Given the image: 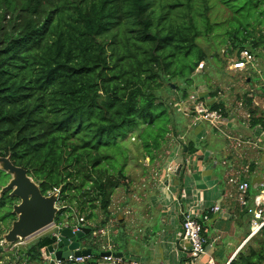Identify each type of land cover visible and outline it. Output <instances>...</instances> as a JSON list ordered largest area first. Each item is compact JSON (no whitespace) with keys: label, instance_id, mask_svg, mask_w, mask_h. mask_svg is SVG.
Segmentation results:
<instances>
[{"label":"trees","instance_id":"trees-1","mask_svg":"<svg viewBox=\"0 0 264 264\" xmlns=\"http://www.w3.org/2000/svg\"><path fill=\"white\" fill-rule=\"evenodd\" d=\"M218 1L232 11L221 40L229 44L226 62L242 49L264 56V0ZM212 4L0 0V157L25 169L41 194L59 189V200L68 207L58 211L57 222L64 216L71 222V205L85 223L95 209L109 216L113 191L128 179V152L121 139L129 130L136 131L150 160L167 134L177 137L180 122L171 113L187 116L179 102L190 94L175 82L191 84L194 69L209 57L197 42L202 35L212 37L218 26L209 21ZM247 78L249 85L255 83L253 76ZM163 90L177 99L174 105L161 96ZM206 95L209 100L202 94L198 99L226 116L224 102L213 101L218 90L207 89ZM252 96L246 91L240 104L248 109L250 127L264 129V117H254ZM182 145L191 152L192 142H180V151ZM8 180L0 170V190ZM17 202L9 191L0 193V241L16 218L12 207ZM202 231L205 235L204 223ZM259 234L264 235V226ZM53 241L42 235L22 249L3 250L0 244V264H44L42 251ZM263 259L264 248L240 249L228 264H261Z\"/></svg>","mask_w":264,"mask_h":264},{"label":"crops","instance_id":"crops-1","mask_svg":"<svg viewBox=\"0 0 264 264\" xmlns=\"http://www.w3.org/2000/svg\"><path fill=\"white\" fill-rule=\"evenodd\" d=\"M259 90L257 84L249 85L248 91L254 95L251 101V108L255 107L256 111L254 117L264 113L260 108ZM217 97L213 101L221 102V97ZM225 106L230 113L232 108L227 104ZM244 109L248 114V109ZM228 116L232 136L256 141L257 147L243 145L244 150L233 144L225 147L213 145L211 138L208 139L216 135L211 126L206 122H192L193 126L189 124V134L182 137L183 144L193 143L192 150L186 154L179 151L183 161L176 163L179 152H175V146L171 148L175 158L169 161L174 166L169 179L164 175L167 165L160 173L154 168L151 170L159 175L152 185H145L147 180L132 182L127 179L111 195L109 216L105 219L100 213L95 216L93 225L86 222L91 230L95 224H102L96 229L102 228L105 232L99 241H107L112 252L120 253V258L126 264H188L187 243L181 239V211L188 207L208 215L204 233L209 248L207 254L194 264H206L208 257L213 259L214 264H228L258 234L247 239L251 215L240 214L242 209L233 198L235 185L228 179L234 177L238 182H248L250 195L255 193L254 186L264 178L262 126L257 124L250 127L249 123L241 122L236 113ZM187 117L192 119L191 116ZM224 160L226 165H221ZM125 172L128 177V170L125 169ZM249 203L252 206L251 199ZM213 205H219L220 212H211ZM73 217L74 221L83 218L82 215ZM93 238L99 239V236ZM97 258L96 254L94 260H89L87 264H107Z\"/></svg>","mask_w":264,"mask_h":264},{"label":"rangeland","instance_id":"rangeland-1","mask_svg":"<svg viewBox=\"0 0 264 264\" xmlns=\"http://www.w3.org/2000/svg\"><path fill=\"white\" fill-rule=\"evenodd\" d=\"M215 4H212V8L208 12V17L210 22L217 23L218 26L214 25L213 34L210 38H205L204 35L199 37L198 45L205 50V52L208 53L209 57L207 61H202V67L197 65L198 69H194L193 73L191 74L192 77V83L189 85H186L185 83H182L181 81H176L175 84L177 85L178 89H185L187 90V93L190 94L189 98L185 99L182 102H179V105H181V108H179L180 111L185 112L187 114L186 109L183 108V102L191 101L192 98H197L199 95L202 94L203 100H209L207 98V89L212 91L214 89H217L219 94L218 97H221L224 104L226 103L228 107L230 106L232 108V111L230 113H236L238 117L240 118L241 122L245 121L246 123L248 119L245 117V109L244 105L240 106V99L243 98V95L246 91L249 89V84L246 79L247 75L253 76V80L255 83L259 86L260 84L264 83V56L263 53L259 55V57L254 56V62L252 65L235 62L233 59L227 63V56L224 55L225 49L227 48L228 41L225 43H221V40L225 38V31L227 24L224 22L226 21L227 17H230L232 15V11L228 8H226L225 5L220 3L218 0H211ZM264 3H262L263 5ZM222 24V25H221ZM223 26V27H222ZM262 33L264 34V24H262ZM215 56V57H214ZM262 56V57H261ZM235 62V63H234ZM253 66V67H252ZM177 91L179 93L180 91ZM204 92L206 94H204ZM177 95V94H176ZM161 96L165 97V100L167 102L175 103L177 100L174 98L172 93L167 94L165 90L161 92ZM217 97V98H218ZM176 99V100H175ZM216 102V101H215ZM183 103V104H181ZM225 104V105H226ZM225 107V110L227 111L226 114H230L229 110ZM236 107V108H235ZM172 108V106H171ZM171 110V109H170ZM171 112V111H170ZM227 115L225 117H227ZM264 117V113L261 114ZM187 116H191L188 119ZM184 116L181 113L175 111L171 113V117L179 119L180 127L177 128V137L174 135V133L167 134L165 138L164 143H161L159 148L153 149V160H150L149 157L145 156L144 151L141 148V142L136 137V131L129 130L124 138L121 139V142L124 143V146L128 152V158H127V167L128 170V179L129 181H144L147 180L146 184L152 185L153 183H156L158 174H154L151 172V170L154 168L160 173L161 169L164 166L169 165V161L171 158H175L174 156V150L171 149L173 146H175V152H179V144L182 143L184 134H189V124L192 125L195 122V119H193L192 115ZM193 122V123H192ZM171 126V125H170ZM193 126V125H192ZM232 126L226 127L225 134H221L218 131H215L216 135L211 138V142H213V145H218L225 147L227 144H233V141L230 139H227V135L232 136L231 129ZM234 137V136H232ZM167 139V141H166ZM162 142V141H161ZM184 142H186L184 140ZM199 140H197L198 144ZM209 143V142H207ZM246 146V145H245ZM244 150L246 148L241 147ZM181 149V148H180ZM181 153L185 154L186 152L181 151ZM179 152V156L175 159L177 162H182V154ZM170 157V158H169ZM166 166V168H167ZM172 171V170H170ZM155 181V182H154ZM153 182V183H152ZM143 189V188H142ZM137 190V189H135ZM56 203L59 207V209L68 207L66 203L63 204L61 200H59V196L61 197V193L58 189H56ZM73 192V190L71 191ZM58 193V194H57ZM50 194V193H49ZM64 194V193H63ZM62 194V196H63ZM70 195V194H69ZM74 205H71L72 216H78L76 207ZM101 212L99 209H95L94 215L88 220L90 225H93L95 222V216L100 214ZM65 214H68L66 212ZM83 216V215H82ZM74 218V217H73ZM64 217H61L60 220H63ZM96 226V224H95ZM48 231V230H46ZM45 233V232H42ZM41 232H38L36 234H33L32 236L26 238L23 240V244H20L17 247V249H22L26 247L28 243L36 240L38 237L42 236ZM98 234V231L96 228L94 230H91L90 235L87 237V239L91 237H96ZM84 241L86 238L83 239ZM264 235L263 234H257L255 238L251 239L244 247L243 252H248L250 248H264ZM99 243H95L93 245V254H98L99 251ZM7 246H3V250H5ZM20 252V251H19ZM25 259V258H24ZM8 260V257H6V260ZM27 259H25L26 261ZM91 261L94 260V258L90 259ZM22 261V260H21ZM20 264L24 263V261ZM27 262V261H26ZM31 263V262H30ZM46 263V262H45ZM8 264H14V262H9ZM15 264H18V261H15ZM27 264V263H24ZM217 264H225V263H217Z\"/></svg>","mask_w":264,"mask_h":264},{"label":"built area","instance_id":"built-area-1","mask_svg":"<svg viewBox=\"0 0 264 264\" xmlns=\"http://www.w3.org/2000/svg\"><path fill=\"white\" fill-rule=\"evenodd\" d=\"M233 61L252 65V63L254 62V55L249 50L242 49L239 52L238 57L233 58ZM199 66L202 67V62H200ZM196 69H198V67ZM258 88L260 89L259 90L260 108L264 111V83L260 84ZM183 103L181 104H183L182 106L184 109H186L187 114L192 115L193 119H195L194 124L200 122H206L215 131H218L223 135L226 133L225 129L226 127L229 126V123L231 122L229 117H225L218 110L209 109L203 101H200L198 99V97L192 98L191 101H186ZM179 108H181V105H179ZM245 117L246 119H248L249 115L245 114ZM262 130H263L262 135L264 138V129L262 128ZM227 139L232 140L233 145H235L236 147H241L243 145H251L253 147H257L256 141L253 142L247 139L232 137L230 135H227ZM178 147L180 149V144ZM221 165H226V161L225 160L222 161ZM173 167L174 166L172 165V163H169V165L165 169L164 175L166 179H169V176L172 172L170 170H172ZM228 182L235 185V193L233 196L238 206L241 209H245L246 213L251 215L250 231L247 237L248 239L259 233L261 228L264 226V178L254 186L255 193L253 195L248 194V190L250 188L248 182L246 181L238 182L235 180L234 177H229ZM249 199H251L252 201V206L249 203ZM210 211L220 212L219 205H213L210 208ZM181 216H182L181 239L187 243L185 249H187V253L189 257L188 264H194L201 257L207 254L205 245L208 240L206 236L203 234L202 230H203V223H205L208 220V215L204 211H199L198 209L188 207L185 210L182 209ZM65 225H67L65 221L62 222L55 221L51 225L42 229L40 232L41 233L45 232L42 234L49 235L53 239H58L60 229ZM86 225L88 224L84 222L83 218L75 220L74 223H71L73 229H77L78 226H86ZM103 235H105V232L102 228H100L97 234V236H99V239L95 238V240L96 243L100 244L99 251L103 253L108 252V254H104L102 256H98L97 254L98 257L97 260L103 261L104 263L107 264H126L120 257L114 256L112 254L111 246L107 243V241L106 243L99 241L100 237H102ZM23 240L24 239H16L13 243H11L8 249L17 248L16 246L23 244ZM0 244L4 245L2 240L0 241ZM94 257H96V254L95 255L92 254L91 256L68 255V257L64 260H56V259L52 260L46 248L43 249L41 254L42 260L47 262V264H87L88 261ZM206 264H214L213 259L211 257H208L206 260ZM261 264H264V259Z\"/></svg>","mask_w":264,"mask_h":264},{"label":"water","instance_id":"water-1","mask_svg":"<svg viewBox=\"0 0 264 264\" xmlns=\"http://www.w3.org/2000/svg\"><path fill=\"white\" fill-rule=\"evenodd\" d=\"M182 151H186L185 145H182ZM0 170L9 175V180L1 188L0 193L9 191L10 196L18 199V202L12 207V213L16 218L1 236L3 244L9 247L16 239L28 238L55 222L59 207L56 203L57 191L53 190L47 195L41 194L38 185L27 175L26 170L13 165L8 156L0 157ZM65 223L67 225L60 229L58 239H54L46 247L50 258L64 260L68 255L91 256L94 251L93 245L96 243L93 237L87 239L91 228L78 226L77 229H73L71 222L65 220ZM84 238H86L85 241ZM208 248L207 244L206 250ZM104 254H108V252H99L98 256ZM112 254L117 257L121 256L118 252H112Z\"/></svg>","mask_w":264,"mask_h":264},{"label":"clouds","instance_id":"clouds-1","mask_svg":"<svg viewBox=\"0 0 264 264\" xmlns=\"http://www.w3.org/2000/svg\"><path fill=\"white\" fill-rule=\"evenodd\" d=\"M51 193V192H50ZM49 194V193H48ZM60 210V209H59ZM66 216H64V219L63 220H61L60 222H62V221H65L66 220V218H65ZM56 221V220H55ZM72 221H74L73 220V218H72ZM72 221H71V223H72ZM57 222V221H56Z\"/></svg>","mask_w":264,"mask_h":264}]
</instances>
